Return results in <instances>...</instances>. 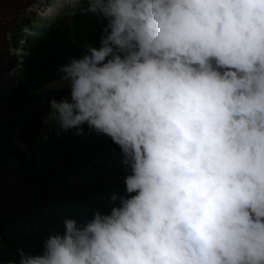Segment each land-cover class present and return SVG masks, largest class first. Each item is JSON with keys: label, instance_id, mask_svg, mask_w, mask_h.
<instances>
[{"label": "clouds", "instance_id": "1", "mask_svg": "<svg viewBox=\"0 0 264 264\" xmlns=\"http://www.w3.org/2000/svg\"><path fill=\"white\" fill-rule=\"evenodd\" d=\"M44 2L0 52L2 155L77 168L0 207V264H264V0Z\"/></svg>", "mask_w": 264, "mask_h": 264}, {"label": "trees", "instance_id": "2", "mask_svg": "<svg viewBox=\"0 0 264 264\" xmlns=\"http://www.w3.org/2000/svg\"><path fill=\"white\" fill-rule=\"evenodd\" d=\"M33 41H28L25 47L30 51V54L26 56V62L30 64H36L43 62V65H47L50 60L51 54L42 49L39 45L37 37H29ZM35 41V42H34ZM9 46L13 44V41H9ZM52 53V52H51ZM2 58L7 59L10 56L8 52L1 55ZM48 58V59H47ZM8 94H4L3 98H7ZM0 106V195H6L0 199V207H6L10 205L17 198L31 199L34 196V182L37 180L53 182L55 179L61 181H67L73 176L76 166H64L62 168H51L47 165V159L41 158L40 161L34 162L32 157L25 158L19 162L14 160H8L2 155L1 143L6 131V128L12 122L13 115L7 116L8 111H5ZM12 124V123H11ZM102 148L100 147V150ZM92 153L100 154L99 150L90 152L88 156H92ZM8 189V192L6 193ZM4 192V193H2ZM22 193L23 195H20ZM11 194V195H8Z\"/></svg>", "mask_w": 264, "mask_h": 264}, {"label": "rangeland", "instance_id": "3", "mask_svg": "<svg viewBox=\"0 0 264 264\" xmlns=\"http://www.w3.org/2000/svg\"><path fill=\"white\" fill-rule=\"evenodd\" d=\"M34 1L35 0H0V52L4 46L11 24L16 20L27 16L29 12V6H31L32 9H36L34 13L35 16H51L58 11V8L55 6H52L51 8H45V5H47L45 2L43 5L37 8L34 5ZM60 3L62 4L63 2L61 1ZM43 9H45V11H42ZM34 20L37 19H31L28 23L39 27L40 23Z\"/></svg>", "mask_w": 264, "mask_h": 264}, {"label": "bare ground", "instance_id": "4", "mask_svg": "<svg viewBox=\"0 0 264 264\" xmlns=\"http://www.w3.org/2000/svg\"><path fill=\"white\" fill-rule=\"evenodd\" d=\"M93 156V155H92ZM92 156H89V157H92ZM95 158H96V160H97V162H100L99 160H100V157H101V155L100 154H95ZM93 158V157H92ZM8 192V189H7V191H6V193ZM45 192V191H44ZM2 193H4V192H2ZM20 195H23L22 193H20ZM4 196H6V195H4ZM24 199V197L23 198H20L19 200V203L22 201ZM20 210V209H19ZM55 211H56V216H59L60 215V213L58 212V210H57V206H56V209H55ZM53 215V214H52ZM8 216V215H7ZM46 219L47 218V216H43L42 218H41V221L43 220V219Z\"/></svg>", "mask_w": 264, "mask_h": 264}]
</instances>
